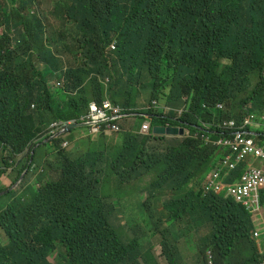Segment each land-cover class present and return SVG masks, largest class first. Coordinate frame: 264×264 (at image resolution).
I'll list each match as a JSON object with an SVG mask.
<instances>
[{"label":"trees","instance_id":"obj_1","mask_svg":"<svg viewBox=\"0 0 264 264\" xmlns=\"http://www.w3.org/2000/svg\"><path fill=\"white\" fill-rule=\"evenodd\" d=\"M11 1L12 7L0 2V30L7 27L0 36V178L52 122L79 119L92 101L109 99L138 126L149 119L152 128L189 132L142 134L126 128V120L117 133L85 140L76 158L60 149L56 178L0 197V226L9 237L0 243V264H160L152 242L124 241L113 222L116 210L130 206L143 209V235H162L160 254L169 264H187L178 255L182 221L188 235L211 228L196 244L194 264H207V250L216 264H260L240 248L251 236L243 206L226 194H203L201 186L225 153L202 135L217 140L222 119L264 113V0H59L78 60L70 67L53 31L46 37L45 23ZM141 91L184 109L165 115L140 107ZM52 141L58 146L60 138ZM23 159L19 176L36 160L44 163L35 152ZM244 170L240 162L226 180H238ZM151 175L148 184L132 186ZM158 201L160 210L153 206Z\"/></svg>","mask_w":264,"mask_h":264},{"label":"built area","instance_id":"obj_2","mask_svg":"<svg viewBox=\"0 0 264 264\" xmlns=\"http://www.w3.org/2000/svg\"><path fill=\"white\" fill-rule=\"evenodd\" d=\"M218 107L223 108V104H218ZM147 108L158 109L165 114L172 111H178L179 113L183 111V108L175 109L171 106L161 105L157 100H153ZM116 118H123L122 107L113 104L108 99L102 105L91 102L89 109L82 114V119L89 125L93 135L121 131L122 123L116 121ZM56 126V122H53L46 134H55ZM218 127L226 133L219 136L217 140L211 141L208 135H202V137L207 142H213L224 147L227 152L222 156L217 166L208 173L202 185V192L203 194L221 192L225 183L224 178L229 172L235 169L239 162L252 157L261 161L263 168L250 164L241 178L227 185V194L232 196L237 203L247 205L253 194L264 189V140L261 141L258 135L252 137V133L249 131V129L262 128L264 133V114L258 115L247 112L240 119L225 118L218 122ZM150 128V121L146 120L142 123L140 131L148 133ZM262 137H264V134ZM256 138L259 140L257 141ZM258 204V198L254 197L252 205L257 206ZM207 260L208 264H216L211 250L207 251ZM260 264H264V261Z\"/></svg>","mask_w":264,"mask_h":264},{"label":"rangeland","instance_id":"obj_3","mask_svg":"<svg viewBox=\"0 0 264 264\" xmlns=\"http://www.w3.org/2000/svg\"><path fill=\"white\" fill-rule=\"evenodd\" d=\"M59 0H37V6L40 9V11L43 13L45 17L46 24L48 26V35L50 37L51 31H53L54 38L58 41L59 45L63 47V49L66 52L67 59H64V64L67 67L75 65L78 60L71 56L73 53V49L71 48L69 41L71 40V37L73 35L72 26L69 22H66L63 17L62 10H57V3ZM3 6H13V2L11 0H0ZM1 36V33H0ZM256 78H253V85L256 83ZM56 81H53L48 84V87L50 89L54 88V85ZM137 100L139 103V106H143L147 103H149L152 98L144 91H141V93L137 96ZM264 114V113H263ZM129 126H133L135 131H139L140 126H138V119L137 118H131L126 122ZM77 130H83L84 133L87 132V127H78L74 128ZM83 134L78 135L77 137H74L75 140L74 144L70 147L63 148L65 152L70 157H77L85 150V145L88 144L86 140L89 137H82ZM112 135V134H111ZM69 138V137H68ZM84 141V142H83ZM115 142L118 141L117 138L114 140ZM62 142V141H61ZM56 147L54 144H46L44 146H41L37 149L38 154L44 158L46 162L50 165L49 170H43L42 168L37 172H31L30 175H28L27 179L29 178L28 182H34L38 177L41 176V181L45 182L49 178H56L58 175V168H57V159H56ZM255 165H259L258 162L255 163ZM11 174L13 175L14 182L19 177V171L11 170ZM153 179V176H148L144 181H133L132 186L135 187L137 185H146ZM20 180V179H19ZM17 180L14 184L16 185V189L21 190L22 189V181L17 184L19 181ZM114 184V180L110 183V186ZM146 196V195H145ZM170 196V193L167 192L162 195V199H165ZM127 199L130 201H134L136 199L135 195H128ZM6 200V198L4 199ZM2 204V203H0ZM153 206H156L158 210L162 208V202L158 201L156 203H153ZM264 212V211H263ZM222 216V215H221ZM222 218V217H221ZM113 222L116 224L117 228L119 229L120 235L124 240H129L132 237H134L136 234L140 235L143 230L147 229L146 224L142 221L141 212L138 207L134 208H126V209H120L116 210L113 215ZM166 226V223L164 222L162 225V228ZM179 228L182 232V234L179 236L178 243L180 245L181 250L185 255L189 257L191 260V256L193 253H196V250L193 248H189L188 245L195 246L200 237L203 236L205 233H209L211 231L210 227H198L196 232H192L190 235H188V225L185 221L180 222ZM162 239V235L157 232L154 235H149L144 239V242L147 243L148 240L152 241L155 245H158L159 249L161 250L160 242ZM0 242L1 243H8L9 238L5 231L0 227ZM163 260L166 262L164 257H162ZM49 259L51 261H56L58 259L57 253H53L49 256ZM150 264V263H149Z\"/></svg>","mask_w":264,"mask_h":264},{"label":"clouds","instance_id":"obj_4","mask_svg":"<svg viewBox=\"0 0 264 264\" xmlns=\"http://www.w3.org/2000/svg\"><path fill=\"white\" fill-rule=\"evenodd\" d=\"M20 1V6L19 7H26V13L27 14H31V15H37L42 21H43V23H45V25L47 26V24H46V21H45V17H44V15H43V13L40 11V9L38 8V6H37V0H19ZM19 7H17V8H19ZM72 26V25H71ZM48 27V26H47ZM7 31V27L6 26H4L1 30H0V33H1V37L5 34V32ZM11 37L12 38H17L18 37V31L15 29V28H13L12 29V32H11ZM46 37H49V35H48V33H47V36ZM65 67H67V66H65ZM63 81H64V79H63ZM52 82V81H51ZM104 83L105 84H107L108 83V80H106V81H104ZM107 100V99H106ZM109 100V99H108ZM153 101V100H152ZM92 102H94V101H92ZM91 103V102H90ZM151 104V103H150ZM150 104H147V105H145V106H141V107H143V108H145V109H149V110H153L154 112H159V113H162V114H165V113H163V112H161V111H159L158 109H152V108H147V106L148 105H150ZM160 104V103H159ZM219 104H222V103H219ZM161 105H164V104H161ZM89 106H90V104H89ZM168 106V105H167ZM172 107V106H171ZM223 107H224V105H223ZM172 108H175V107H172ZM181 108H183V107H180V108H175V109H181ZM184 109V108H183ZM87 111V110H86ZM85 111V112H86ZM172 112H177L178 114H181V113H179L178 111H172ZM172 112H170V113H172ZM247 112H250V111H247ZM246 112V113H247ZM170 113H168V114H170ZM245 113V114H246ZM127 113H123V118L122 119H120V118H116V119H118V121H120L121 123H122V130H123V127L125 126V121L127 120H129V119H131V118H135L134 117V115H130V114H127ZM245 114H243V115H245ZM261 114H263V113H261ZM261 114H258V115H261ZM165 115H167V114H165ZM124 116L126 117V118H124ZM230 118H234V117H230ZM146 120H148L149 121V119H144L143 121H142V123L144 122V121H146ZM54 122H56V124H57V126H56V133L55 134H52V135H47L46 133H44V134H42V135H39V136H37L31 143H30V145L28 146V148H27V150H26V152L25 153H23L22 155H20L17 159H16V161H12L13 162V164L10 166V167H8L7 168V171L6 172H8V171H10L11 172V170H16V169H18V171H19V175H20V167L21 166H18V162H19V160L20 159H23V161L26 159V156L29 154V152H31V154H34V152L36 153V156H37V159L39 160V159H41L42 158V160L44 161V163L43 164H41V163H39L37 160H36V162L34 163V165H33V168H32V171L33 172H37V171H39L41 168L43 169V170H49L50 169V165L48 164V162H46L45 160H44V158L43 157H41L39 154H38V152H37V149L39 148V147H41V146H44V145H46V144H54V146L57 148L56 149V159H57V154H58V151L61 149V150H64V149H62L61 148V146L63 147V148H66V147H70V146H72L73 144H74V142H75V140L73 139L74 137H77L78 135H81V134H83L82 135V137H89V138H91V139H94V138H96L97 136H99V135H93L92 134V132H91V129H90V127H89V125L82 119V115H81V117L79 118V119H69V120H56V121H54ZM77 122H79V123H85V125L84 126H86L87 127V132L86 133H84V131L83 130H77V129H74V128H78V127H84V126H77V127H73V128H71V129H66V126L68 125V124H70V123H77ZM53 123V122H52ZM51 123V124H52ZM142 123H141V125H142ZM141 125H140V129H139V132L140 133H142L140 130H141ZM150 126H151V123H150ZM156 126V125H155ZM164 126H171V125H164ZM217 126H218V124H217ZM178 127V126H177ZM126 128H129V125L128 124H126ZM153 128H154V126H153ZM153 128H152V126H151V128H150V131L148 132V133H150V132H152L153 134H155L154 132H153ZM220 128V127H219ZM50 130V129H49ZM78 132V134H75V132ZM249 131H250V133H252V137H256V135H258L259 137H260V140L262 141V140H264V137H262V135L264 134L263 132H262V128H258V129H255V130H250L249 129ZM189 131L187 130V129H185V132H184V134L185 133H188ZM114 133H117V132H111V133H106L107 135H111V134H114ZM148 133H142V134H148ZM225 133V131H223L222 133H221V135H223ZM183 134V135H184ZM156 135H159V134H156ZM182 135V136H183ZM168 136H180V135H168ZM69 137V138H68ZM53 138H60V142H59V145L58 146H56L55 145V143H54V141H52V139ZM89 138H87V139H89ZM86 139V140H87ZM256 140L258 141L259 139L258 138H256ZM62 141V142H61ZM85 141V140H84ZM83 141V142H84ZM60 143H61V146H60ZM224 148V147H223ZM224 150H225V153L227 152V150L224 148ZM1 151V150H0ZM65 151V150H64ZM85 151V150H84ZM83 151V152H84ZM82 152V153H83ZM1 153H2V156H1V162H0V167L3 165V152L1 151ZM66 153V152H65ZM81 153V154H82ZM224 153V154H225ZM67 154V153H66ZM80 154V155H81ZM68 155V154H67ZM69 156V155H68ZM79 156V155H78ZM77 156V157H78ZM70 157V156H69ZM71 158H76V157H71ZM220 161V160H219ZM218 161V162H219ZM241 162H243V163H245V170H246V168H247V166L248 165H250V164H253L254 166H256V167H260V168H263V165H262V163H261V161H259V160H255V159H253L252 157H249L246 161H241ZM256 162H258V163H260L261 164V166H258V165H255V163ZM240 163V162H239ZM238 163V164H239ZM218 164V163H217ZM237 164V165H238ZM49 165V169H47V167L46 166H48ZM217 166V165H216ZM214 169V168H213ZM244 170V171H245ZM32 171H30V172H28V169H26L23 173H22V175L21 176H19L18 177V179L17 180H19L18 182H17V184L19 183V182H21L23 185H22V189L21 190H18V189H16L15 187H16V185L14 184L15 182L13 181V185L11 186V187H7L5 190H2V191H0V197L1 196H4L5 194H7L8 192H10V191H19V192H23L24 190H26L30 185H32V184H34L39 178H40V180H41V176L40 177H38L34 182H31V181H29L28 182V180H29V178L27 179V177H28V175H30V173L32 172ZM232 171V170H231ZM5 172V173H6ZM244 173V172H243ZM229 174H230V172H229ZM229 174L224 178V181L226 180V178L229 176ZM208 175V174H207ZM207 175H206V177H207ZM50 179V178H49ZM206 179V178H205ZM205 179H204V181H205ZM203 181V182H204ZM41 183H44V182H42V181H40ZM231 182H233V181H231ZM230 182V183H231ZM202 185H203V183H202ZM6 187V186H5ZM201 190H202V186H201ZM264 190V189H263ZM262 191V190H261ZM222 192V191H221ZM221 192H219V193H221ZM260 192V191H259ZM226 195H228L227 194V189H226V193H225ZM146 195V196H145ZM147 196H148V193H144L143 195H142V197L140 198V200H144V199H146L147 198ZM228 196H230V195H228ZM5 197H9V200H10V196H5ZM232 197V196H231ZM233 198V197H232ZM136 199H137V196H136ZM135 199V200H136ZM9 200H7V201H9ZM235 200V199H234ZM6 201V202H7ZM236 201V200H235ZM237 203V202H236ZM240 204H242V203H240ZM2 206V204H0V207ZM131 207V206H130ZM130 207H128V208H130ZM134 207H138L139 208V210H140V212H141V217H142V212H143V209L142 208H140L139 206H134ZM134 207H131V208H134ZM146 224V223H145ZM147 226V225H146ZM1 227V226H0ZM2 228V227H1ZM3 229V228H2ZM4 230V229H3ZM147 230V229H146ZM5 231V230H4ZM144 231V230H143ZM142 231V232H143ZM142 232H141V234L140 235H138V234H136L134 237H132L131 239H129V240H124L123 238V240L124 241H130V240H132L133 238H135V237H137V238H139V241L140 242H142V243H144L145 245H148L149 244V242H152V241H150V240H148L147 241V243H145L144 242V239L147 237V236H149V235H143L142 234ZM5 233H6V231H5ZM7 234V233H6ZM152 235V234H151ZM154 235V234H153ZM8 236V235H7ZM9 238V237H8ZM1 243V242H0ZM9 243V242H8ZM8 243H6V244H8ZM153 243V242H152ZM161 243V242H160ZM2 244H4V243H2ZM154 244V243H153ZM154 246L156 247V245L154 244ZM160 246H161V244H160ZM155 247H154V249H155ZM208 251V250H207ZM156 252V251H155ZM48 259H49V257H48ZM206 259H207V252H206ZM50 260V259H49ZM51 261V260H50ZM57 261V260H56ZM56 261H54V262H56ZM264 261V260H263ZM51 262H53V261H51ZM262 262V261H261ZM207 264H208V260H207Z\"/></svg>","mask_w":264,"mask_h":264},{"label":"crops","instance_id":"obj_5","mask_svg":"<svg viewBox=\"0 0 264 264\" xmlns=\"http://www.w3.org/2000/svg\"><path fill=\"white\" fill-rule=\"evenodd\" d=\"M75 134H78L76 131ZM1 156L2 153L0 151V162H1ZM258 166H261L259 163ZM13 175L11 174L10 171L4 173L1 178H0V186H6V187H11L13 185ZM231 181L225 180L223 190L221 194L226 193L227 185ZM264 190L257 192L256 194H253V196L248 200V204H241L244 208V211L248 215L249 218V223H250V239L249 241H243L240 244V248L244 251L245 254L247 255H254L255 258H259L261 261L264 260ZM254 197L258 198L259 204L257 206L252 205V201ZM6 198V200H4ZM9 200V197H3L1 201L4 203ZM189 248H193L196 250V253L191 256V260L187 255L183 253L181 248L179 249V257L181 258L182 261H185L187 264H194L195 263V256L197 254V249L196 245L195 246H188ZM155 251L157 254H159V261L160 264H169L166 257L164 255L160 254V249L158 245L155 247ZM166 260V262L163 260V258Z\"/></svg>","mask_w":264,"mask_h":264},{"label":"water","instance_id":"obj_6","mask_svg":"<svg viewBox=\"0 0 264 264\" xmlns=\"http://www.w3.org/2000/svg\"><path fill=\"white\" fill-rule=\"evenodd\" d=\"M85 123H70L66 126V129H71L73 127H77V126H84ZM153 132L155 134H159V135H180L182 136L185 132V128L184 127H177V126H164V125H156L153 128Z\"/></svg>","mask_w":264,"mask_h":264}]
</instances>
